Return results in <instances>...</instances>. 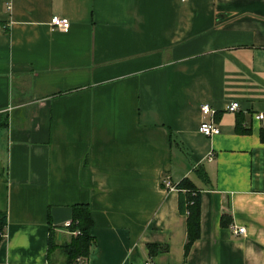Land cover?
Wrapping results in <instances>:
<instances>
[{
    "label": "crops",
    "instance_id": "crops-1",
    "mask_svg": "<svg viewBox=\"0 0 264 264\" xmlns=\"http://www.w3.org/2000/svg\"><path fill=\"white\" fill-rule=\"evenodd\" d=\"M77 204L83 264H264V0H0V264H67Z\"/></svg>",
    "mask_w": 264,
    "mask_h": 264
},
{
    "label": "trees",
    "instance_id": "trees-1",
    "mask_svg": "<svg viewBox=\"0 0 264 264\" xmlns=\"http://www.w3.org/2000/svg\"><path fill=\"white\" fill-rule=\"evenodd\" d=\"M175 185L178 188H185V192L178 198V209L185 214V241L183 244V253L185 255L191 243L199 235V195L187 177H183ZM4 224L5 214L0 211V235ZM67 226L70 231H76V233L71 236L68 242L60 244L65 254V262L67 264H83L82 259L88 253L89 245L92 241L90 235L92 220L88 207L83 204L72 206L71 218ZM48 245H52V241L48 242ZM155 247H157L156 244L148 243V252L150 254L153 253ZM76 258L80 260L76 262Z\"/></svg>",
    "mask_w": 264,
    "mask_h": 264
},
{
    "label": "built area",
    "instance_id": "built-area-1",
    "mask_svg": "<svg viewBox=\"0 0 264 264\" xmlns=\"http://www.w3.org/2000/svg\"><path fill=\"white\" fill-rule=\"evenodd\" d=\"M50 25L57 28H66L68 25V20L65 17L52 15L50 17ZM238 107V103L235 100H231L228 103L225 104V109L229 111L236 110ZM199 110L201 113V120L198 125V131L206 136H210L212 134H216L219 132L218 126L214 123L212 115L214 112V109L209 106L207 103H201L199 105ZM255 118H262L263 113L257 112L253 115ZM211 154L208 153L207 158H210ZM161 184L166 187L167 189H172L175 187L174 184H172L166 177L161 179ZM232 232L235 234L238 233H244V226L242 225H236L232 227ZM73 233H76V231H73ZM1 236V235H0ZM80 259L76 258V262H78ZM17 264V263H14ZM80 264V263H77ZM143 264H153L149 259H146Z\"/></svg>",
    "mask_w": 264,
    "mask_h": 264
}]
</instances>
